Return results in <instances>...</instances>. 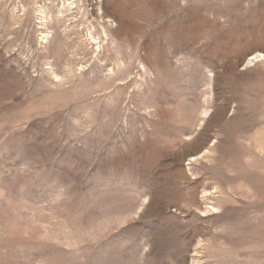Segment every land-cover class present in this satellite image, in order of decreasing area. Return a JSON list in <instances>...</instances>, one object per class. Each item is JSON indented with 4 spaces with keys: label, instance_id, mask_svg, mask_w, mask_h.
<instances>
[{
    "label": "rangeland",
    "instance_id": "obj_1",
    "mask_svg": "<svg viewBox=\"0 0 264 264\" xmlns=\"http://www.w3.org/2000/svg\"><path fill=\"white\" fill-rule=\"evenodd\" d=\"M0 264H264V0H0Z\"/></svg>",
    "mask_w": 264,
    "mask_h": 264
}]
</instances>
